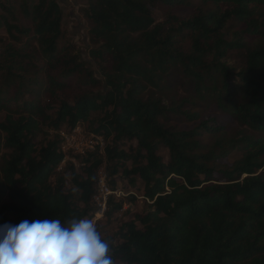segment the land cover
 Returning <instances> with one entry per match:
<instances>
[{
	"label": "trees",
	"instance_id": "16d2710c",
	"mask_svg": "<svg viewBox=\"0 0 264 264\" xmlns=\"http://www.w3.org/2000/svg\"><path fill=\"white\" fill-rule=\"evenodd\" d=\"M0 9V224L92 219L102 166L148 201L101 236L114 264H264V0H87L95 71L61 44L57 0ZM80 123L103 153L58 171V131Z\"/></svg>",
	"mask_w": 264,
	"mask_h": 264
},
{
	"label": "clouds",
	"instance_id": "9594fccd",
	"mask_svg": "<svg viewBox=\"0 0 264 264\" xmlns=\"http://www.w3.org/2000/svg\"><path fill=\"white\" fill-rule=\"evenodd\" d=\"M0 264H114L111 247L90 218L0 224Z\"/></svg>",
	"mask_w": 264,
	"mask_h": 264
},
{
	"label": "rangeland",
	"instance_id": "374dc122",
	"mask_svg": "<svg viewBox=\"0 0 264 264\" xmlns=\"http://www.w3.org/2000/svg\"><path fill=\"white\" fill-rule=\"evenodd\" d=\"M31 1V0H30ZM35 1V0H32ZM62 14V37H61V44L62 43H74L77 46L82 54V59L87 61L92 65V69L95 71V64L94 62L88 57V49L91 47L88 39V21L85 16V9L87 6V0H57ZM5 12L0 9V51L6 47L8 44L13 43V40L9 38L2 16ZM165 10L157 9L155 10V17L156 22L161 23L164 21L165 18ZM230 58L235 61L236 64L240 62V58L235 53H230ZM98 77L99 75L96 74ZM86 87H83L81 91L86 90ZM44 104L48 103L49 99L46 97L44 98ZM55 105V104H53ZM52 113L53 111L50 110ZM0 117H2L0 115ZM180 118H176V122L178 125L184 127H191L190 124L185 122H180ZM76 127H80L77 131H81L82 135H84L85 139L87 140L90 136L86 131V126L84 123H80L79 125L75 126L72 129H65L62 128L65 132L72 131L73 129L76 130ZM0 153H7V150L3 147L0 148ZM160 154L167 159V150L164 148L160 149ZM239 158V153L231 154L227 157L224 163L228 166L233 163L235 160ZM82 167L79 166L78 168H74L76 171H80ZM62 170V169H61ZM143 183L140 180H136L134 184L129 183L127 180L120 182L117 184L115 188L116 194L113 196L114 199L117 201H121L122 207L121 209L115 213L113 218L108 221L105 214L103 217L99 218L95 223L96 225L99 224L98 231L100 232L101 236L110 235L114 236L117 232L120 224L122 221H129L132 219L133 215L142 211L147 210L148 201L145 200L143 197ZM135 197V200H131V197ZM117 201V202H118ZM107 211V209H106ZM93 220V218H92ZM117 240V237L115 238Z\"/></svg>",
	"mask_w": 264,
	"mask_h": 264
},
{
	"label": "built area",
	"instance_id": "2783aa9c",
	"mask_svg": "<svg viewBox=\"0 0 264 264\" xmlns=\"http://www.w3.org/2000/svg\"><path fill=\"white\" fill-rule=\"evenodd\" d=\"M76 130L58 131L60 137V152L63 154V159L57 167V170L63 169L66 164H70L73 168L83 167L85 165L84 158L91 152L103 153L105 142L100 135L89 134L86 140L81 131ZM116 194L107 182V174L104 167L100 166L96 171V187L92 195V203L96 208L93 221L96 222L106 213L109 198Z\"/></svg>",
	"mask_w": 264,
	"mask_h": 264
}]
</instances>
